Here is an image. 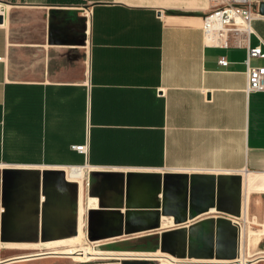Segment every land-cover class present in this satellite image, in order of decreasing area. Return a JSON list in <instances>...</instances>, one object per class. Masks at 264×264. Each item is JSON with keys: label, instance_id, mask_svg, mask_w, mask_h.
I'll list each match as a JSON object with an SVG mask.
<instances>
[{"label": "crops", "instance_id": "0c3cea01", "mask_svg": "<svg viewBox=\"0 0 264 264\" xmlns=\"http://www.w3.org/2000/svg\"><path fill=\"white\" fill-rule=\"evenodd\" d=\"M24 3L35 8L28 40L15 27L23 22L15 24L4 15L0 23V219H16V231L27 237L8 230L3 242L10 250L44 245L58 254L1 264H43L63 254L76 263L130 254L156 264H246L243 256L178 259L160 247L164 233L226 217L239 226L240 255L237 219L247 210V189L257 184L264 191V89L246 91L245 64L247 46L260 45L264 51V0H252L246 42L219 46L204 41L201 16L223 0ZM221 57L226 65L218 62ZM249 64L264 66V57H250ZM75 145H84L86 152ZM44 170H62L66 181L77 183V235L70 239H39ZM74 170L80 175L71 174ZM106 172L113 173L111 180L104 178ZM167 173L240 174V216L211 209L175 224L173 215L160 214L157 228L96 240L141 246L140 255L98 250L102 256L74 259L78 245L73 240L81 233L88 241V219L91 228L111 233L120 230L109 221L118 213L160 210ZM127 197L134 201L131 208L125 206ZM165 199L174 209L170 188ZM52 241L62 246L52 249ZM254 242L247 240L249 246Z\"/></svg>", "mask_w": 264, "mask_h": 264}, {"label": "water", "instance_id": "95a60500", "mask_svg": "<svg viewBox=\"0 0 264 264\" xmlns=\"http://www.w3.org/2000/svg\"><path fill=\"white\" fill-rule=\"evenodd\" d=\"M3 15L0 13V23ZM121 175H123L121 173ZM139 175L128 173L127 176ZM106 180L113 178L112 172H106ZM164 185L160 210H136L128 209L124 216L117 214L114 219H109L113 225H118L120 230L107 235L93 237L90 234V221H87V239L96 241L98 238L109 235H118L122 231L127 234L136 231L149 230L159 226L160 214L173 215L175 224L190 220L195 216L214 209L228 215L238 217L241 213V175L240 174H218L211 173H167L162 176ZM123 185V177L120 186ZM91 188V187H90ZM174 191L176 197L175 208L171 209L165 199L166 191ZM158 193V191H157ZM42 194L45 201L41 207V217L39 225L40 241H50L64 239L77 235L76 226V200L77 183L65 180V172L62 170H44L42 173ZM92 194V192H90ZM61 206V207H60ZM117 206H121L118 202ZM125 206L131 208L134 201L126 198ZM156 207L159 203H155ZM7 211V209H5ZM117 213V212H116ZM4 214V213H3ZM62 217L64 219H62ZM104 220V219H101ZM0 231L1 240L6 241V232L16 231V219H1ZM122 228V229H121ZM238 224L226 217L216 219L207 218L197 221L188 226L171 230L162 235L160 251L166 252L175 258H204L215 260H235L239 258L237 235ZM23 241V240H21ZM135 245L123 247L117 243H109L103 247V251H111L119 254L123 252H135ZM97 249L98 246H97ZM137 252V251H136ZM58 254L51 251L34 252L21 256L10 257L0 260V264L22 258ZM122 259H117V258ZM257 257V258H261ZM112 260L106 264H153V260L129 255H112ZM254 259H248V264Z\"/></svg>", "mask_w": 264, "mask_h": 264}, {"label": "rangeland", "instance_id": "374dc122", "mask_svg": "<svg viewBox=\"0 0 264 264\" xmlns=\"http://www.w3.org/2000/svg\"><path fill=\"white\" fill-rule=\"evenodd\" d=\"M223 1L225 2V0ZM25 5L26 4L24 3V0H14V1L0 0V13L3 16L5 15L7 19L13 20L15 24L23 22L24 24L15 27L16 29H19V31L21 32V38H23L26 33V39L28 40L29 39L28 33L31 24L30 20L33 19V16H35L34 15L35 8L25 7ZM76 11L81 13L85 12L83 8H77ZM77 18L78 16H76V19ZM247 192L249 197L247 210L243 212L242 216L239 219H237L240 225V248H239L240 255L239 256H243L246 259H254L262 256L261 258H258L260 260L253 261L250 264H264V252H262L264 248V205L262 200V197L264 196V191L260 189L259 186H257V184H251L249 185ZM86 228H87V224L85 227V232H86ZM86 236H87V232H86ZM251 237L255 238V242L253 245L249 246L247 240ZM91 244L96 250H104L102 248L107 246L109 242L108 240H100V241H93ZM97 246L99 249H97ZM44 247H45L44 245H40L38 250H24V251L10 250V249H6L4 247V242L0 240V259L8 256H12L17 253L29 254L34 252L47 251V249H45ZM134 251L135 252L137 251L136 253L139 254L142 253V251H138V250H134ZM111 260L112 259L106 257L102 259H94L89 262L76 263L70 261V259L67 256H63V257H48L43 261V264H103ZM186 260H198V259L186 258ZM34 261L39 262V260H34ZM153 262H154L153 264H156L154 260ZM246 264H248V262H246Z\"/></svg>", "mask_w": 264, "mask_h": 264}, {"label": "built area", "instance_id": "2783aa9c", "mask_svg": "<svg viewBox=\"0 0 264 264\" xmlns=\"http://www.w3.org/2000/svg\"><path fill=\"white\" fill-rule=\"evenodd\" d=\"M253 18L252 0H225L224 3L201 16L204 41L216 46L228 45L230 42L242 44L252 32ZM250 57H264V51L260 45L247 46L245 61L247 92L264 89V66H251ZM218 62L223 65L227 64L224 57H221ZM73 147L81 153L86 152L84 145Z\"/></svg>", "mask_w": 264, "mask_h": 264}, {"label": "bare ground", "instance_id": "6f19581e", "mask_svg": "<svg viewBox=\"0 0 264 264\" xmlns=\"http://www.w3.org/2000/svg\"><path fill=\"white\" fill-rule=\"evenodd\" d=\"M77 168V167H76ZM78 168H79V166H78ZM78 170V169H77ZM77 170H74V171H72L71 172V174H73V175H77V174H79V171H77ZM70 175V174H69ZM80 175V174H79ZM75 181V180H74ZM86 185V184H85ZM91 198V197H90ZM89 199V198H88ZM87 199V200H88ZM86 200V201H87ZM85 205V204H84ZM87 206H88V203H87ZM80 207V206H79ZM86 207V206H85ZM83 208V207H82ZM85 209H87V208H85ZM81 211V210H80ZM81 214V213H80ZM172 222V221H171ZM162 227V226H161ZM79 232V231H78ZM85 232V231H84ZM80 234V236L77 238V239H74L73 237V241H74V243L76 244V245H78V247L74 250V254H75V257H74V259L75 260H77V261H85V260H89V259H93V257H91L92 255H103V253H101V252H98V250L97 251H95V250H93V247H92V244H91V242L89 243L88 241H86L85 240V238H84V235H81V233H79ZM76 236V235H75ZM69 238V237H68ZM70 239V238H69ZM60 240V239H59ZM61 241H63V240H61ZM73 241L72 242H69L68 241V243H70V244H74L73 243ZM53 242V241H52ZM56 242H58V240L56 241ZM9 243V242H8ZM15 243V242H14ZM20 243V242H19ZM48 243V242H47ZM53 243H55V242H53ZM51 244V246H50V248H52V249H57V248H59L60 246H62V243L61 242H59V243H55V244ZM12 244H13V242H12ZM31 244V243H30ZM34 244V243H33ZM42 244V243H41ZM5 245V244H4ZM49 245V244H48ZM10 246H11V244H10ZM14 246V245H13ZM34 246V245H33ZM40 246V245H39ZM39 246H37V247H39ZM70 246V245H69ZM68 246V247H69ZM63 250V249H62ZM24 251V250H23ZM58 251H60L59 249H58ZM67 251V250H66ZM52 252V251H51ZM62 252H64V251H62ZM71 252H73V250L71 251ZM71 252H69V253H71ZM61 253V252H60ZM125 253V252H124ZM128 253V252H127ZM126 253V254H127ZM133 253V252H132ZM74 254H72V255H74ZM109 254H111V253H109ZM156 254H157V252H156ZM64 255V254H63ZM69 255V254H68ZM71 255V254H70ZM130 255V254H129ZM136 255V254H135ZM140 255V254H139ZM144 255V254H143ZM151 255V254H150ZM105 256H107V255H105ZM146 257V256H145ZM148 257V256H147ZM170 258V257H169ZM173 258V257H172ZM171 258V259H172ZM238 259H240V258H238ZM169 260V259H168ZM202 260V259H201ZM184 261V260H183ZM212 261V260H211ZM228 261V260H227ZM230 261V260H229ZM232 261V260H231ZM240 261H242V260H240ZM170 262H171V264H172V261L170 260ZM213 262H215V261H213ZM218 262V261H217ZM243 262V261H242ZM180 263V262H179ZM190 263V262H189ZM200 263H203V262H200ZM207 263V262H206ZM230 263H232V262H230ZM235 263V262H234ZM240 263V262H239ZM238 263V264H239Z\"/></svg>", "mask_w": 264, "mask_h": 264}, {"label": "flooded vegetation", "instance_id": "af4514ba", "mask_svg": "<svg viewBox=\"0 0 264 264\" xmlns=\"http://www.w3.org/2000/svg\"><path fill=\"white\" fill-rule=\"evenodd\" d=\"M14 232L15 233L13 235H19L20 237H27L26 235H24V231L23 232L22 231L21 232L14 231ZM107 233H109V230L104 228V227H103V229H97V228L93 227V228H91V231H90V234L93 237H96V236H99V235H106ZM60 256H62V255H60Z\"/></svg>", "mask_w": 264, "mask_h": 264}, {"label": "trees", "instance_id": "16d2710c", "mask_svg": "<svg viewBox=\"0 0 264 264\" xmlns=\"http://www.w3.org/2000/svg\"><path fill=\"white\" fill-rule=\"evenodd\" d=\"M49 1L57 4H78L82 2V0H49Z\"/></svg>", "mask_w": 264, "mask_h": 264}]
</instances>
